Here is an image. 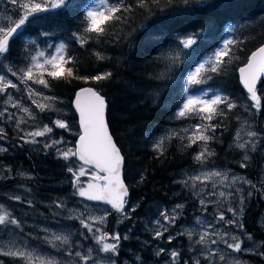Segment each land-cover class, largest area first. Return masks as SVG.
<instances>
[{
	"label": "trees",
	"instance_id": "trees-1",
	"mask_svg": "<svg viewBox=\"0 0 264 264\" xmlns=\"http://www.w3.org/2000/svg\"><path fill=\"white\" fill-rule=\"evenodd\" d=\"M89 1L91 0H67L66 6L40 14L45 19L41 23L28 24L21 37L12 43L7 62L16 67H20L24 61V46L27 41L36 40L40 48H46V41L52 39L68 44L69 54L78 59L75 69L78 76L109 71L113 76L109 80L88 83L80 79L51 80V89L48 91L50 95L59 98V116L68 123L71 131L54 128L50 137H37L40 143L33 145L23 143L19 139L23 133L16 131L14 122L1 124L7 136L0 140L6 147V151H0V204L6 205L13 215L25 223V231L35 230V224L40 222H55L59 219L79 231L86 232L80 229L78 221L65 218L67 211L58 214L61 210L53 204L54 201H61L72 193L73 189L69 183L72 176L67 172L69 162L59 159L55 149L45 150L43 143L48 139L58 140L61 137L64 140L63 145L74 143L79 126L76 112L72 108V99L78 87L90 84L106 99V121L123 154V179L129 190L127 199L130 218L125 219L123 223H117V215L113 213L104 226L109 233L119 232L121 236L127 234L129 237L127 240H121L120 253L116 257L117 264H164L167 258H171L169 253L173 250L181 254L176 264H184L185 261L192 264L194 256L189 249L190 244L182 241L186 238L184 235L173 236L176 229H170V234L174 237L171 243L167 239V232L162 239L154 240L143 230L141 219L153 215L159 204L172 205L178 202H182L184 208L177 223L188 224L200 214L201 205L197 198L191 194V190L178 183L183 171L200 167L193 160L199 149L196 145L184 149L179 139H173L166 143L164 155L158 157L152 149L149 133L163 126L167 131L170 129L180 132L197 122L194 119L173 118L176 106L184 95L182 88L186 86L185 71L223 37L224 25L229 24L238 28V35L242 32L249 36L244 50L239 53L241 61L229 66L225 75L214 76L207 85L194 86L193 93L200 88L222 90L241 105L229 113L230 118L225 121V127L216 130L217 139L210 142V147L215 150L216 155L210 159L208 165L225 167L230 175L238 174L257 186L253 189L247 184L242 185L245 202L237 220L243 224V229L232 225L229 232L237 234L243 240L242 248L256 247L257 253L264 251V147L250 153L245 168L240 167L242 153L230 147L237 129L244 120L264 134V82L258 85V94L262 96L261 110L257 112L251 109L245 112L244 106L251 102L247 99V93L241 87L237 76V68L262 42L264 27L259 24L264 20V0H208L207 6L193 5L188 9L180 0L171 7L161 4L160 7L164 10L154 8L155 15L152 17H148L143 10L134 14L130 24L122 32L123 38L118 42L97 44L90 41L85 48H81L75 43L72 32L77 31V18ZM0 2H3L2 7L8 14L14 12L7 0ZM156 20H163V24H155L149 29L148 26ZM201 29H204L202 38L198 39L192 49L185 50L181 62L169 73L170 79H154L164 68L163 62L155 60L162 53L161 48L166 46V51L171 45L169 43H176L173 39L176 34L183 36ZM41 32H49L50 35L44 37L40 35ZM94 50L103 51L110 59L97 61L92 55ZM156 93L159 94L158 98L154 96ZM236 116L240 117V121H237ZM39 117L41 127L43 124L52 126L50 118L55 119L56 113L43 112L39 113ZM22 127H26L28 131L32 130L31 125ZM244 138L247 139L246 136ZM20 172L27 173L31 178H21ZM6 176L10 178L6 179ZM250 191L252 195L248 196ZM9 196H20L21 200H9ZM29 201L32 202L31 205ZM232 203L236 204L237 209L241 207L237 200ZM73 205L67 203L68 208ZM133 207L136 209L134 212L131 211ZM226 217L231 219L232 214L226 213ZM249 234L251 240L247 238ZM80 239L86 243L85 247L95 246L90 235L87 239L82 236ZM155 246L164 248L165 252L156 255ZM231 256L242 261V264H264V256L253 252L242 251L232 253ZM1 257L4 264H13V258ZM198 259L201 264H207L203 258ZM214 264L223 262L216 258Z\"/></svg>",
	"mask_w": 264,
	"mask_h": 264
},
{
	"label": "snow or ice",
	"instance_id": "snow-or-ice-1",
	"mask_svg": "<svg viewBox=\"0 0 264 264\" xmlns=\"http://www.w3.org/2000/svg\"><path fill=\"white\" fill-rule=\"evenodd\" d=\"M66 2L67 0H7L14 12L0 17V98H3L4 105L3 110H0V118H4L7 114V121L14 122L16 131L23 133L19 139L26 144H39L40 141L36 138L50 137L54 128L71 131L68 123L59 116L60 109L57 107L60 103L59 98L43 91L51 89V80L80 79L88 83L89 81L109 80L113 76L110 71L78 76L75 71L78 59L69 54L66 43L40 48L36 40H29L24 46L25 58L20 67H16L11 62L4 63L8 58L12 43L21 37L28 24L41 23L45 17L40 14L60 9L66 6ZM180 2L185 5L186 9L193 5H208V0H180ZM175 3L177 0H91V3L82 8L81 15L77 18V31L72 32V37L81 48H85L90 41L97 44L116 43L123 38L124 28L130 24L133 15L138 11L143 10L148 17H152L155 15L154 8L163 11L161 4L171 7ZM155 24H163V20L154 21L148 26L149 29ZM259 26L264 27V20L260 21ZM141 27L143 28L144 25ZM224 31L228 35L222 39L215 50L188 72L186 86L182 88L183 98L176 106L174 119H194L197 122L180 132L167 131L155 140L152 149L160 157L166 151V143H170L173 139H179L184 149L196 145L199 150L194 154L193 160L200 167L193 173L185 174V178L178 183L191 190V194L199 199V204L205 211L209 203L216 204L219 211L213 219L217 223L222 222L225 229L232 225L243 229V224L237 220L245 202L242 185L247 184L253 189L257 186L245 177L230 175L228 171L207 169L208 162L216 155L215 150L210 147V142L217 139L216 130L225 127V121L230 118L229 113L241 105L222 90L201 88L199 89L200 94H193L194 86L207 85L214 76L225 75L229 66L241 61L239 53L244 50L249 36L242 32L238 35L239 30L234 25H229ZM203 32L204 29L183 36L176 34L173 38L176 42L175 47L162 52L155 58L164 63V68L154 76V79H170L169 73L173 67L181 62L185 50L192 49L197 44ZM40 35L47 37L50 33L41 32ZM49 49L53 50L49 51ZM92 55L97 61L110 59L100 50H94ZM238 72L240 83L247 92V99L251 102L244 106L245 112L251 109L259 112L262 107V96L258 94V82H264V35H262V42L259 46L246 56ZM9 73L24 86L22 90L17 83L9 79ZM34 85L40 87L37 88ZM9 89H16L17 92L26 94L27 99L32 101L38 111L33 110L31 106H26L22 99L14 98ZM154 96L158 98L159 94L156 93ZM74 104L80 118L79 138L74 147L66 149L59 147L64 144L61 137L58 140H46L43 148L45 150L55 149L59 159L69 162L67 172L72 176L69 183L73 189L71 193L73 198L79 197L82 200L105 205L102 209L89 204H83L82 208H68L62 200L53 202L55 208L61 210L58 214L67 211L68 214L65 217L67 220L79 222L80 229L86 230V232L79 231V235L85 239L90 235L95 247H89L85 251L82 244L73 241L71 230L57 232L43 228L41 229L43 236L39 233H26L24 222L13 215L6 205L0 204V233L7 236V239L0 241V256L13 258V264H117L116 257L120 253L121 240L129 238L127 234L121 236L119 232L109 233L104 227L108 217L113 213L117 215V223H123L125 219L130 218L127 199L129 190L121 177L124 157L105 122V99L98 91L86 87L76 92ZM8 107L17 109L24 115L17 116L15 113H9ZM43 112L56 113L55 119L50 118L52 126L49 124L40 126L39 113ZM236 119L240 121L239 116H236ZM22 125H31L32 130L28 131ZM6 136L5 129L0 128V140ZM245 136L247 139L244 138ZM230 147L242 153L240 167L245 168L250 153L264 147V134L244 120L237 129ZM0 151H6V149L0 148ZM73 158L79 162L78 165L72 162ZM86 174L90 177L87 184L80 180V177ZM19 175L21 178H31L24 172H20ZM141 181H143V175H141ZM209 183L211 191H206ZM262 187H264V182H262ZM236 194H239L241 206L239 209L232 206ZM251 195L252 192H248V196ZM207 197L214 199H207ZM8 199L20 201L21 197L9 196ZM28 203L31 205L32 202ZM183 208V204H177L170 214L165 211L159 213L162 221L155 220L154 227L151 229L154 240L164 237V234L169 231V226L176 223ZM135 210L134 207L131 208L132 212ZM226 213H231L232 218L228 219ZM196 224L201 226L199 232L193 228L185 229L178 234L186 235L193 247L199 246L197 251L207 264H214L216 258L223 264H242V261L231 256V253L242 251L264 256V251L257 253L256 247L242 248L243 240L237 234L227 230L221 231L212 221L205 222L197 217ZM247 238L252 239L250 234ZM167 239L171 243L174 237L169 234ZM34 240L50 246L68 259L63 261L58 260L54 255L42 254L43 249L39 245L32 246ZM220 244L225 246L224 249L209 247V245ZM225 249L230 251H225ZM163 252L165 249L159 248L156 255L159 256ZM169 255L171 264H176L181 254L173 250ZM0 264H4V261L0 260ZM184 264L188 262L185 261ZM192 264H201V260L196 259Z\"/></svg>",
	"mask_w": 264,
	"mask_h": 264
},
{
	"label": "rangeland",
	"instance_id": "rangeland-1",
	"mask_svg": "<svg viewBox=\"0 0 264 264\" xmlns=\"http://www.w3.org/2000/svg\"><path fill=\"white\" fill-rule=\"evenodd\" d=\"M2 3L3 2H0V17H3V16H5V15H8V12L5 10V9H3V7H2ZM89 3H91V1H89ZM88 3V4H89ZM229 26V24H225L224 25V29L226 28V27H228ZM225 32V31H224ZM228 35V33H224L223 34V37L218 41V42H216V44L215 45H213L212 46V48H210L208 51H205V53H203V54H201L196 60V62L192 65V66H190V67H188L187 68V70L185 71V72H187V74H188V72L189 71H191L192 69H194L195 68V66L199 63V62H201L202 61V59L203 58H205L207 55H209L210 53H212L214 50H215V48L218 46V44L222 41V39L225 37V36H227ZM51 40L52 39H50L49 41H46V48H48V46L49 45H57V44H60V43H62V42H60V41H58V43L56 44L55 42H51ZM41 44H43V42H40ZM169 44H171V45H169V47H167L166 49V51L164 50V48L166 47V46H163L161 49H162V52H167L170 48H174L175 47V43H169ZM53 49H49V51H52ZM4 63H8L7 62V60L6 61H4ZM185 76V75H184ZM187 76V75H186ZM186 76H185V81L187 80V78H186ZM8 77H9V79H12L13 80V82L14 83H17L18 84V87L22 90L23 89V85L22 84H19V81H17L16 80V78L15 77H13V76H11V74L9 73L8 74ZM34 87H37V88H39L40 86H35L34 85ZM201 89V88H200ZM204 89H207V88H204ZM43 91H45V93L46 94H48V95H50V93H49V91L48 90H43ZM9 92H11L12 93V95L14 96V98H18V99H22V101H23V103L26 105V106H31L32 108H33V110H35V111H38V109H36V106L35 105H33L32 104V101L31 100H27V95L26 94H23L22 92H17L16 91V89H9ZM193 94H200L199 93V91H196V92H194ZM2 99L3 98H0V110H3V107H4V105H3V103H2ZM8 112L9 113H15L17 116H23L24 114L23 113H20L17 109H14V108H11V107H8ZM3 122H9V121H7V114L5 115V117L4 118H0V127H2L1 126V124L3 123ZM3 128V127H2ZM158 129H154L153 131H152V133H149V137H150V141H151V144H153L154 142H155V140L156 139H158L159 137H161V136H163L166 132H167V130L166 129H164V128H166L165 126H163L162 128L161 127H157ZM240 128V127H239ZM170 130V129H169ZM62 149H66V148H70V147H73V144H67V145H61L60 146ZM0 148H4V149H6V147L3 145V143H1L0 142ZM73 163H75V164H79L77 161H72ZM69 164V163H68ZM69 166H70V164H69ZM214 166H216V165H208L207 164V169H217V170H221V171H228L227 170V168H225V167H214ZM199 169V168H198ZM197 170V169H196ZM194 172V170H186V171H183L182 173H181V176H180V181L183 179V178H185V174H187V173H193ZM232 175V174H231ZM234 175H236V176H239L238 174H234ZM2 175H1V172H0V177H1ZM80 180L81 181H83L85 184H87V182L89 181V179L88 178H86V177H80ZM239 186V185H238ZM201 187H204V186H201ZM243 188V187H242ZM190 190V189H189ZM206 191H211V184L209 183L208 185H207V187H206V189H205ZM223 190H225V191H227V189H223ZM243 190H244V188H243ZM196 198V197H195ZM207 199H214V198H212V197H207ZM234 200H237V201H239V194H236V198L234 199ZM62 201H64L66 204L67 203H73L74 205L73 206H71L72 208H74V207H81L82 208V206H83V204H89V205H96L98 208H100V209H102V208H104L105 207V205H103V204H101V203H99V202H92V201H86V200H82L81 198H79V197H75V198H73L72 196H71V193H69V195H67V196H65L63 199H62ZM197 201L199 202V199L197 198ZM177 204H182V202H178V203H176V204H172V205H167V204H159V205H157V207H156V210L154 211V214L153 215H151V216H148V217H146V218H142L141 219V225H142V227H143V230L144 231H147L148 233H149V235L150 236H153V233H152V231H151V229L154 227V221L155 220H161L162 221V217L159 215V213L160 212H162V211H165V212H167V213H171L172 212V210L175 208V206L177 205ZM232 206L233 207H235L236 206V204L234 205L233 203H232ZM209 207V208H208ZM225 207H226V205H225ZM199 211H200V214L199 215H197V216H195L194 217V219L193 220H191L188 224H182V222L181 223H177V221H176V223H177V228H176V223L174 224V225H171V226H169V231L167 232V234H170L171 233V231H170V229H176V232H175V235L173 234V236H177V235H179L178 233H180V232H183L185 229H195L197 232H199L200 230H201V226L200 225H198V224H196V218L197 217H200L201 218V220H203V221H205V222H208V221H212L213 223H215V225H216V227L217 228H220L221 229V231H224V230H227V231H229V228L230 227H228L227 229H225V227L223 226V224H222V222L221 223H217L216 221H214V216H216L217 215V213H218V211H219V209H218V207H217V205L216 204H212V203H209L208 204V206H207V211H205L202 207L199 209ZM181 216V214L179 215V217ZM28 225H31V224H28ZM70 224H68V223H66V222H64L63 220L61 221V220H57V221H55V222H52V221H47L46 220V222H40L39 224H35V226H36V228H35V230H33V231H29V230H27V231H25L26 233L27 232H32V233H39V235L40 236H43L44 235V233L41 231V229H43V228H48V229H50L51 231H57V232H59V231H61V230H64V231H68V230H71L72 232H73V241L75 242V241H78L80 244H82L83 246H84V250L86 251L87 250V248H89V247H95V246H92V245H90V246H87V247H85V245H86V243L85 242H83L82 241V239H80L81 238V236L79 235V230H77L75 227H73V226H69ZM35 231H37V232H35ZM186 238L184 239V240H182V241H184L185 243H188V244H190V247H192V250H191V253H192V255L194 256V259L193 260H196V259H198L199 257H201V258H203L202 256H200V254H199V251H197V249L199 248V246L197 245V246H192V244H191V242L189 241V239H188V237L186 236V235H184ZM214 238V237H213ZM5 239H7V236H5L4 234H2V233H0V241H2V240H5ZM37 245H39L40 246V248H42L43 249V253L42 254H51V255H54V256H56V258L58 259V260H63V261H66L68 258L66 257V256H62L60 253H58V252H56V250L55 249H53V248H51L50 246H48V245H46V244H41V242L39 241V240H34V241H32V246L33 247H36ZM190 247H189V249H190ZM209 247L210 248H216V247H219V248H221V249H224V245L223 244H220V245H209ZM155 248L158 250L159 248H161L160 246H155ZM225 251H230V250H227V249H225ZM95 255V254H94ZM101 255H103V254H101ZM231 255H232V253H231ZM6 257V256H5ZM9 258H11V257H9ZM12 259V258H11ZM0 260H2L3 261V259H2V257L0 256ZM125 263H126V261H124ZM164 264H171V258H167L166 259V261H164Z\"/></svg>",
	"mask_w": 264,
	"mask_h": 264
},
{
	"label": "water",
	"instance_id": "water-1",
	"mask_svg": "<svg viewBox=\"0 0 264 264\" xmlns=\"http://www.w3.org/2000/svg\"><path fill=\"white\" fill-rule=\"evenodd\" d=\"M253 50H255V49H253ZM252 50V51H253ZM249 55V54H248ZM240 67V66H239ZM238 67V68H239ZM238 68H237V76H238V81H239V83H240V77H239V72H238ZM260 84V82H258V85ZM240 85H241V87H243V85L240 83ZM86 87H91V88H93V86H91L90 84H85V85H82V86H80V87H78V89H76V92L77 91H79L81 88H86ZM94 90H95V88H93ZM244 89V88H243ZM244 91L246 92V90L244 89ZM76 92H75V94H74V96H73V101H72V108H73V110H74V112H76V115H77V124H78V126H79V113L76 111V109H75V104H74V101H75V98H76ZM247 93V92H246ZM100 95H102L103 97H104V95L103 94H101L100 93ZM104 99H105V97H104ZM105 103L107 104V102H106V99H105ZM105 122H106V124H107V126H108V130H109V133H110V129H109V125H108V122L106 121V107H105ZM79 132H80V126H79ZM79 132H78V135H77V138L75 139V141H74V143H73V147H74V145H75V143H76V141L78 140V138H79ZM111 134V133H110ZM112 135V134H111ZM112 137H113V135H112ZM113 140H114V138H113ZM114 142H115V140H114ZM116 143V142H115ZM117 145V144H116ZM119 149H120V147L119 146H117ZM121 155L123 156V154H122V152H121ZM78 162V161H77ZM79 163V162H78ZM123 165H124V161H123ZM123 165H122V169H121V177H122V179H123ZM86 177H88V178H90L89 177V175H85ZM123 181H124V179H123ZM124 183H125V181H124ZM125 185H126V183H125ZM127 186V185H126ZM129 195V194H128ZM128 198V197H127Z\"/></svg>",
	"mask_w": 264,
	"mask_h": 264
},
{
	"label": "bare ground",
	"instance_id": "bare-ground-1",
	"mask_svg": "<svg viewBox=\"0 0 264 264\" xmlns=\"http://www.w3.org/2000/svg\"><path fill=\"white\" fill-rule=\"evenodd\" d=\"M86 178H88V177H86ZM88 179H90V178H88ZM65 186H66V184H65ZM25 224V223H24Z\"/></svg>",
	"mask_w": 264,
	"mask_h": 264
}]
</instances>
